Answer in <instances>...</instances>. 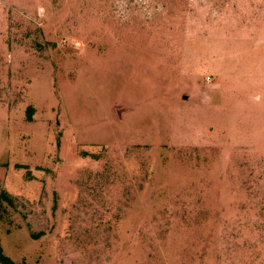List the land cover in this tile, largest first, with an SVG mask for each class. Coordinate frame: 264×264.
<instances>
[{
  "label": "rangeland",
  "instance_id": "obj_1",
  "mask_svg": "<svg viewBox=\"0 0 264 264\" xmlns=\"http://www.w3.org/2000/svg\"><path fill=\"white\" fill-rule=\"evenodd\" d=\"M0 241L264 264V0H0Z\"/></svg>",
  "mask_w": 264,
  "mask_h": 264
},
{
  "label": "trees",
  "instance_id": "obj_2",
  "mask_svg": "<svg viewBox=\"0 0 264 264\" xmlns=\"http://www.w3.org/2000/svg\"><path fill=\"white\" fill-rule=\"evenodd\" d=\"M29 110L30 112H32L34 108L31 107ZM30 119H32V117H30ZM1 196L3 200H7L10 204L14 203L13 197L10 196L6 191L3 190ZM0 262L3 264H17L4 253L3 247L1 245V241H0Z\"/></svg>",
  "mask_w": 264,
  "mask_h": 264
}]
</instances>
